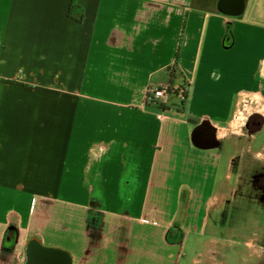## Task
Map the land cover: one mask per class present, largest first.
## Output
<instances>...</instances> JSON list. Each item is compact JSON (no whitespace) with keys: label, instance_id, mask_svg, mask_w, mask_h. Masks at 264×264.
<instances>
[{"label":"crops","instance_id":"1","mask_svg":"<svg viewBox=\"0 0 264 264\" xmlns=\"http://www.w3.org/2000/svg\"><path fill=\"white\" fill-rule=\"evenodd\" d=\"M71 4L0 0V264H177L195 210L264 164L239 128L264 118V0ZM177 51L189 97L163 110Z\"/></svg>","mask_w":264,"mask_h":264},{"label":"rangeland","instance_id":"2","mask_svg":"<svg viewBox=\"0 0 264 264\" xmlns=\"http://www.w3.org/2000/svg\"><path fill=\"white\" fill-rule=\"evenodd\" d=\"M242 128L244 138L254 135L251 131L245 129L244 125H239ZM244 138L241 140L237 150L227 143L225 146L224 157L225 160L232 152L237 154L239 148L244 147ZM249 139V138H248ZM264 144V128L255 134L254 141L252 143L253 150H261ZM241 166L244 168L249 167L251 169L256 168V165L248 159L247 156H243ZM256 170V169H255ZM223 171V168H222ZM222 171H220L222 173ZM218 174V181L222 179V174ZM198 210H195L193 228H196V217ZM210 219L205 223L201 230L188 229L186 239H183L182 249H179V260L177 264H190L191 260L202 262L203 258L206 259V264L210 262L214 264H239L240 257L243 262L244 258L247 259L248 264L253 263V256L249 255L251 248L264 251V238L256 239L257 236L264 235V209H259L257 206H250L244 208L240 213L235 215L229 220H225L224 225H218L219 221L216 219ZM248 244L246 252L239 256L242 252L244 245ZM222 248L220 251L221 247ZM178 250V249H177ZM221 253V258L219 255ZM252 253V252H251ZM225 257V259H224Z\"/></svg>","mask_w":264,"mask_h":264},{"label":"flooded vegetation","instance_id":"3","mask_svg":"<svg viewBox=\"0 0 264 264\" xmlns=\"http://www.w3.org/2000/svg\"><path fill=\"white\" fill-rule=\"evenodd\" d=\"M264 126V118L261 115H253L248 123L247 129L253 131L255 134L260 131ZM210 133H208L209 135ZM210 137V136H209ZM246 155V154H245ZM247 156V155H246ZM252 163H254L252 161ZM256 168L249 170V167H242L236 173L237 183L235 185V191L229 195L219 208H214L210 215L209 220L213 219L214 222L218 219V225H224V221L234 217L241 212L244 208L250 206H257L259 209H264V164L254 163ZM256 169V170H255ZM237 170V169H236ZM13 231V230H12ZM14 232V231H13ZM7 236H11L10 230L7 232ZM264 238V235L257 236L256 239ZM264 244V243H262ZM226 248L225 246L220 248ZM251 255L253 258L252 264H264V251L251 248ZM221 253L219 258H221ZM225 259V257H224ZM209 264L210 262L207 258ZM190 264H199L192 261ZM200 264H206V259L203 258ZM240 264V263H239Z\"/></svg>","mask_w":264,"mask_h":264},{"label":"trees","instance_id":"4","mask_svg":"<svg viewBox=\"0 0 264 264\" xmlns=\"http://www.w3.org/2000/svg\"><path fill=\"white\" fill-rule=\"evenodd\" d=\"M74 2L75 0H72L71 7H74ZM183 33V30H182ZM179 60V52L177 51L175 55V60L172 64V66L168 69V76H169V81H168V94H169V101L174 99V98H179L180 99V106H184L186 101L188 100L189 97V88L190 84L187 82L185 79L184 74L181 71V68L178 63ZM158 105V103H154ZM160 105V109H164Z\"/></svg>","mask_w":264,"mask_h":264},{"label":"water","instance_id":"5","mask_svg":"<svg viewBox=\"0 0 264 264\" xmlns=\"http://www.w3.org/2000/svg\"><path fill=\"white\" fill-rule=\"evenodd\" d=\"M226 2H227V0H220V4H222V5H225ZM234 3L237 4V5H241V8L238 11V13L233 14V15H228V18L238 17L243 12L244 0H234ZM231 28H232L231 21H226V23H225L224 45H223L225 49L231 48V45L233 43V36H232V29ZM33 242L35 243V240H31L29 245H31ZM29 247H28L27 251L30 253V256H31V250H30L31 247L30 248ZM41 251H44L45 253H48V252H51V249H44V250L41 249ZM27 261H29L28 254H27ZM65 264H69V262L67 261Z\"/></svg>","mask_w":264,"mask_h":264},{"label":"built area","instance_id":"6","mask_svg":"<svg viewBox=\"0 0 264 264\" xmlns=\"http://www.w3.org/2000/svg\"><path fill=\"white\" fill-rule=\"evenodd\" d=\"M168 100H169L168 86L165 87L151 86L147 90V101L150 103H158L163 108L166 109L168 105Z\"/></svg>","mask_w":264,"mask_h":264}]
</instances>
